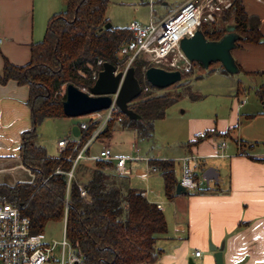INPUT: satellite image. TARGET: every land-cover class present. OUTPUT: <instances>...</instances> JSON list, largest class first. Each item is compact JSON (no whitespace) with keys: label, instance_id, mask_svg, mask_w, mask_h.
Returning <instances> with one entry per match:
<instances>
[{"label":"trees","instance_id":"1","mask_svg":"<svg viewBox=\"0 0 264 264\" xmlns=\"http://www.w3.org/2000/svg\"><path fill=\"white\" fill-rule=\"evenodd\" d=\"M109 2L66 0L65 10L50 18L43 41L30 46L28 64L18 67L4 59L0 83L13 81L28 88L26 105L31 127L21 135L19 159L33 173L34 180L14 187L0 184V195L21 208L32 234H43L47 224L63 222L66 217V237L81 253L84 264H155L159 256L156 240L167 232L163 212L148 202L142 192L133 188L124 190L114 176L112 161L96 159L91 166L82 163L74 166L78 152L94 136L101 122L85 128L77 124L78 147L74 149L75 139L57 156H49L37 143V128L44 120L65 117L62 111L65 87L72 84L88 92L94 84L91 72L97 62L115 66L118 49L130 41L128 27L104 29L108 24L105 14ZM227 24L234 25L241 37L237 46L263 42L260 21L246 14L240 0L232 1L217 24H203L200 31L208 42H215L224 36ZM144 65L140 59L134 62L132 67L137 79L142 78ZM237 67L238 75H242ZM221 71L227 74L222 67ZM191 73V70L182 73V86L189 85ZM139 84L141 94L128 108L140 120H130L118 110L95 139L110 138L115 124L123 130L134 131L139 139H150L154 122L163 119L170 106L184 97L196 99L186 88L174 94L149 97L145 90L153 87L145 80ZM212 135L204 133L186 145L196 146ZM218 137L225 139L229 132ZM152 166L163 178L165 198L172 201L178 185L173 162L153 160ZM81 191L85 196H81ZM189 195L188 192L186 196Z\"/></svg>","mask_w":264,"mask_h":264},{"label":"crops","instance_id":"2","mask_svg":"<svg viewBox=\"0 0 264 264\" xmlns=\"http://www.w3.org/2000/svg\"><path fill=\"white\" fill-rule=\"evenodd\" d=\"M186 1L165 16L174 13ZM240 1L246 14L260 21L259 30L263 37L261 44L240 43L231 52L235 64L242 70V75L247 76L251 86L244 84L239 75L229 78L221 67L199 74V79L214 81L212 83L216 86L212 84L210 87H214L212 90L217 97L229 100V108L222 115L216 111L201 113L197 110L199 114L186 122L184 155L179 154L176 161L167 157L139 156L136 140L130 143L129 155L111 153L114 159H126L128 175H119L114 169V176L123 184L124 190L133 188L142 192L143 197L157 208L159 206L162 212V203L156 201L163 198L164 182L161 174L153 168V160L172 161L175 171L177 164L182 176L187 173L197 183L196 190L189 192V196L175 195L172 201L165 198L171 203L172 225L168 226L163 212L167 232L156 240L159 256L155 264H187L190 258L196 264H214L209 246L218 249L221 244H224V264H264V0ZM62 6H66V0H0V75L4 59L18 67L30 62V46L43 41L50 18L62 13L59 11ZM209 70L212 72L207 74ZM213 74L220 76L214 77ZM250 92L255 93L254 99L245 96ZM27 99L26 86L13 81L4 85L0 83V160L19 159L21 135L31 127ZM79 124L82 126L85 122ZM72 129L64 139L78 140L79 137L72 135ZM207 132L213 134L209 139L196 146L186 145ZM228 132L229 137H218ZM95 134L86 144L85 159L77 163L91 166L99 157L90 154L95 141L102 144L101 151L110 148L111 135L108 139H95ZM216 138L221 140L217 147L213 142ZM221 144H224L223 148H220ZM59 154L56 143L50 156ZM112 162L116 164V160ZM138 162L144 164L145 172L143 168L132 172L131 167ZM209 168L219 174L217 180L207 182L203 178ZM151 174L161 177L162 192L159 189L154 194L147 186L140 187L135 182L137 175L142 178ZM180 180H177L178 184ZM195 251L201 252L200 258H194Z\"/></svg>","mask_w":264,"mask_h":264},{"label":"built area","instance_id":"3","mask_svg":"<svg viewBox=\"0 0 264 264\" xmlns=\"http://www.w3.org/2000/svg\"><path fill=\"white\" fill-rule=\"evenodd\" d=\"M233 0H187L174 13L157 18L152 11L147 24L131 23L128 28L131 32L130 41L122 45L117 51L118 62L114 66V75L121 74L117 89L122 84L127 71L138 59L145 65L143 75L150 67L161 68L168 71L189 72L191 63L183 55L180 43L185 38H191L203 24H217L224 11L230 8ZM152 7L153 0L147 3ZM103 62L99 60L96 69L91 72V79L95 82L102 70ZM116 95H112V104L109 109L86 115L88 122L82 128L93 123L101 122L97 133L112 119L116 106ZM96 133V134H97ZM95 134V136H96ZM73 141L64 139L57 142V147L63 151ZM79 141H75L76 149ZM221 144L220 148H223ZM86 145L78 152L74 166L79 160L85 159ZM98 160H116L115 172L126 176V159H114L109 148L100 152ZM72 176V173H69ZM179 184L187 191L196 190L197 183L187 174L183 173ZM81 196L85 193L81 191ZM159 208V206H158ZM61 241L47 242L43 234H32L28 218L22 215L21 208L14 206L0 195V264H84L83 256L75 249L66 237V217L62 222ZM59 251V259L55 252ZM201 252L195 251L194 258H200Z\"/></svg>","mask_w":264,"mask_h":264},{"label":"rangeland","instance_id":"4","mask_svg":"<svg viewBox=\"0 0 264 264\" xmlns=\"http://www.w3.org/2000/svg\"><path fill=\"white\" fill-rule=\"evenodd\" d=\"M184 1L185 0H153L154 4L150 7L147 4L149 0H110L105 18L108 21L107 25L114 28H126L131 23H137L139 25L147 24L150 20L152 11L155 14L156 20L157 18H162L166 14L172 12ZM65 8L66 6H62L59 11L63 12ZM219 67V64L213 63L208 69H218ZM208 69L201 68L196 63H192L191 78L189 77L191 83H189V85L182 86L181 81L175 85L161 89L160 91L155 88L146 89L145 93H148L149 97H153L164 93L174 94L175 92L186 88L193 96H196V99L191 100L188 97H184L170 106L166 110L165 117L154 122V134L151 139H137L133 131H122L116 128L118 125L115 124L114 132L111 133V138L109 140V150H111V153L113 155H129L130 143L136 140L139 149V156L141 157L148 156L152 159H166L164 157H167L168 160L172 159L176 161L175 159L179 157V154L184 155L183 144L187 142V120L192 116L199 114L196 112L197 110H201V113H213L216 111L218 115H222L221 113L227 112L229 108V100L226 99V97H217L216 92H213L215 90H212L214 87H210L212 84L215 85L212 83L214 81H207L206 78L203 80L195 79L196 76L204 74V71ZM212 76L216 77L218 75L213 74ZM226 76L234 78V75ZM138 81L144 83L143 75ZM62 94H64V91ZM245 96L254 99L255 93L250 92ZM245 96H243V98H245ZM117 112L118 109L116 108L114 113ZM81 122L87 123L88 119L86 117L46 119L37 128V143L45 148L47 154L50 156V152H53V150L55 151L56 143L70 135L71 128ZM213 142L216 143L217 147L221 143V140L216 138L213 139ZM101 148L102 144L100 141H95L92 144L90 154L92 156H98ZM175 167V178L176 180H180L182 176L180 167L177 164ZM142 168L143 172H145L146 168L142 162H138L131 167L133 173L135 170H141ZM33 180V173L22 164L20 159L10 158L0 160V184L14 187L31 183ZM135 182L140 185V187L147 186L154 194H157V190L159 189L162 192V179L158 174H151L150 176H143L142 178L137 175ZM161 194L163 198H161V200L156 198V202L162 203L164 207L163 212L166 214V221L170 227V225H172L170 222L171 211H169L171 203L165 199L163 192ZM62 231V222H51L47 224L43 232L45 241H61ZM58 252L59 251L55 252L57 260L59 259Z\"/></svg>","mask_w":264,"mask_h":264},{"label":"water","instance_id":"5","mask_svg":"<svg viewBox=\"0 0 264 264\" xmlns=\"http://www.w3.org/2000/svg\"><path fill=\"white\" fill-rule=\"evenodd\" d=\"M110 28L106 25L104 29ZM224 36L215 42H208L200 30L196 31L193 37L185 38L180 43V49L189 63H197L204 69H208L211 64H220L223 70L229 75H238L239 69L232 57V50L236 48V43L241 37L236 34L235 26L227 24L224 27ZM115 68L109 63H104L102 70L98 74L97 80L88 92L81 91L72 84L65 87V100L62 102V111L67 118H80L91 113L104 111L110 108L112 104V95H116L114 104L116 108L130 120H140V117L129 110L128 104L135 100L141 94V87L135 76V69L131 67L117 92L121 74L114 75ZM143 79L146 83L156 89H165L182 81V73L180 71H168L161 68H148ZM239 79L251 86L247 76L239 75ZM72 135L79 137V129L73 127ZM218 173L213 169H207L203 178L209 180H217ZM187 191L178 184L175 188V195H186ZM209 251L213 253L214 264H224L223 251L224 244L216 249L209 246ZM187 264H196L190 258Z\"/></svg>","mask_w":264,"mask_h":264}]
</instances>
